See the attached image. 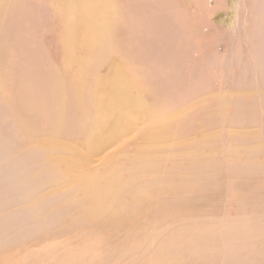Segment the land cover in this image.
<instances>
[{
  "label": "bare ground",
  "instance_id": "1",
  "mask_svg": "<svg viewBox=\"0 0 264 264\" xmlns=\"http://www.w3.org/2000/svg\"><path fill=\"white\" fill-rule=\"evenodd\" d=\"M164 1L125 0V7L117 0H5L0 5V123L7 128L0 135V243L61 225L83 231L104 225L134 232L122 251L130 264H214L215 257L235 262L243 258L238 249H250L251 255L256 245L263 247L264 199L258 202L262 213L224 215L220 222L190 211L207 195L229 189L219 179L239 181L243 195L237 193L233 201L241 207L244 192L254 194L264 186V131L258 137L260 125L264 128V117L263 125L258 120L264 112V0H242L254 11L244 38L250 63L235 64L238 77L219 91L210 89L201 67L191 64L188 79L182 76V46L194 34L185 31V20L180 23L184 9ZM158 19L165 21L169 39L155 30L164 23ZM119 28L141 42L147 55L120 46ZM39 29L52 30L51 53L36 40ZM159 41L166 42L163 52ZM71 55L80 59L76 66ZM226 55L211 59L233 65ZM17 74L29 78L13 90ZM22 111L35 115L45 129ZM215 118H221L220 128L212 124ZM191 129L200 137L190 138ZM17 139L22 142L15 148ZM93 157L100 163L90 170L86 159ZM251 176L262 182L248 190L243 180ZM33 185L39 191L30 200Z\"/></svg>",
  "mask_w": 264,
  "mask_h": 264
},
{
  "label": "rangeland",
  "instance_id": "2",
  "mask_svg": "<svg viewBox=\"0 0 264 264\" xmlns=\"http://www.w3.org/2000/svg\"><path fill=\"white\" fill-rule=\"evenodd\" d=\"M4 1L5 0H0V5ZM117 1L120 3V5L122 7H125V5H123L126 3L125 0H117ZM174 1H176V2H174ZM174 1H170V2L168 1L167 2V0H165L164 3L167 2V3H169V6L170 5L176 6L178 9H181V10L184 9L182 16H183V18L184 17L185 18L184 19L182 18L183 20H180V23L182 24V22L185 20L183 22V25L185 26L184 27L185 31L186 32L190 31V32H193L192 35L194 34L193 38L190 41L187 40V42L184 43L182 46V49L184 50V53H183L184 55L182 56L181 62H183V61L185 62V64L183 62V65L179 67L182 69L181 70L182 76H185V78L188 79L189 75H187V72H189V70L186 67L191 65V64L196 65L198 68L201 67L200 70L202 71V74L205 73L204 74L205 78H208V79H204V80L206 82H208L210 89H212L214 91H219V89H228V86L233 82L234 79H236L238 77L237 76V67H246L247 62L250 63L249 60L247 59V57H248L247 52H246V48H247L246 46L247 45H246V42H244V38H245V32L246 31H247V33L250 32L249 31L250 30L249 29L250 28V21L252 20V19L250 20V18L253 17L252 13H254V11L252 12L251 8L247 5H245L242 2V0H202V1L197 0L198 2L196 0H193V1L192 0H178V1L174 0ZM180 1H183V3H181ZM199 2H201V5ZM192 3L194 4V6ZM195 5H198L197 8L199 10L198 11L199 13L194 9ZM172 6H170V7H172ZM184 6L187 8H185ZM190 6H192V7H190ZM207 6L209 8H207ZM263 6H264V4H263ZM201 8H203L202 11L200 10ZM190 9L191 10L193 9V10L191 11ZM247 9H248V11H247ZM263 9H264V7H263ZM204 13H205V15H203ZM138 17H140V15ZM204 18H206V19H204ZM139 20L142 21V18ZM158 20L164 22V23H157L156 24L155 30H157V33L160 32V33H158V34H160L159 37L165 38L167 36L168 38L166 37L165 39H169V36L166 34L168 28L165 25V21L162 19H158ZM186 21H187V23H186ZM188 22H190V24ZM202 27L204 29L203 31H202ZM192 29L195 31H193ZM51 31L52 30L49 29V32H47V31L41 32L39 29L37 31L39 36H37V33H36V36H37L36 40L39 41V45L42 46L43 48H45L47 50V52H50V53L53 51V47H54V45L52 44V42L50 40L51 34H52ZM118 32H119L118 40H119L120 46L124 47L125 50H127L128 52L131 51L132 54L138 53L139 56L147 55L146 48L144 47V49H141L142 48L141 42H137L134 39H130L127 36L126 31L122 28H119ZM195 32H196V34H195ZM187 34L189 36V33H187ZM38 38H40V39H38ZM198 39H200V40H198ZM155 42H157V40ZM40 43H44V45L43 44L41 45ZM168 44H171L170 41H168ZM155 46H156V49L158 48V50H160L159 47H163V49L159 51V52H163V51H165L164 49L166 47V42L159 41L158 42L159 47L157 45H155ZM185 46H186V48H185ZM134 47H136V48H134ZM195 47H196V49H195ZM185 50H187V51H185ZM241 50H242V52L243 51L244 52L242 53ZM173 51L176 52L174 49H173ZM237 51H239V52H237ZM239 53H241L242 55ZM225 54H227L226 55L227 58L228 57L233 58L232 59L233 65H228V66L224 65V62H222V61L218 62V60H220V59H218L216 61L212 60V59L216 58L218 55H220L219 57L221 59H223V56ZM236 55H239V56H236ZM241 57H243V58H241ZM244 59H245V61H244ZM79 60H80L79 58L74 59V57L71 55L70 64L72 66H76V63ZM238 61L240 63H238ZM243 61H244V63H243ZM200 62H201V64H200ZM214 63H215V65L213 66ZM241 63H243V64H241ZM235 64L237 65V67ZM210 66H212L213 68ZM230 66H232V67H230ZM224 67H226V69H224ZM220 69H222V70H220ZM115 70L116 69L114 68V69L110 70V72L111 73L116 72ZM225 70H227V72H225ZM203 71H205V72H203ZM36 72H37V74H39L38 67H37ZM235 73H236V75H235ZM106 74L109 75V70H106ZM234 75L236 77L233 78ZM247 77H249V78H247L248 82L249 81L251 82L252 81L251 75L247 74ZM16 78H18V79H16ZM28 78H29L28 76H24V75L19 76L17 74L16 76H14V79H16V80L14 83H12L11 87H14L13 90H16V88H22V82L25 80H28ZM128 80L130 81V79H128ZM226 83H228L229 85ZM0 92H2L1 88H0ZM257 109L261 110L260 106H258V107L256 106V110ZM230 111L233 112L234 109L232 108ZM21 113H22V115L27 116V118H28L27 120L30 119L29 122L33 121L35 124H37L39 126L40 130L45 129L44 124L35 115L29 114L25 111H22ZM260 113H261L260 115H259V113H257L259 115L258 120H259V124H262L261 121L264 117L263 110L260 111ZM193 115L190 114V117L193 120H195L196 123L198 121H199V123L203 122V120L201 121V118L199 116L196 115V117H195ZM1 118H2V113H0V120H1ZM219 120L220 121H218L217 118H215L213 120L212 124L214 126H217L218 128H220L221 118H219ZM211 121H212V119H211ZM211 121H210V123H211ZM214 121H216L217 124H214ZM204 127L208 128L205 124H204ZM259 128L261 131L260 132L261 135H258V137L260 136V138L262 139V136H263L262 132L264 131V128L261 127V125ZM218 131H219V129H212L211 132L217 133ZM0 133H1L0 134L1 136H2V134H7V128H6L5 124L2 125L0 123ZM187 135L190 138H193V137L199 138L200 137L199 133H197V131H192V129L187 133ZM222 137L224 138V135H222ZM62 139H64V138H62ZM21 142H22V140H20V139L15 140L13 142V147L17 148L21 144ZM219 158H220V156H219ZM219 158L217 156V159H219ZM86 160L88 161V167L90 170L96 169L98 167V164L100 163L98 161V158H94V157L93 158H87ZM34 163H36V162H31L30 166H32ZM243 181L245 182L248 190H251L250 188H252V187L256 188L257 185L260 184L259 182H262L259 178L252 177V176L249 178H246V180H243ZM219 182H220V184H222V186H225V183H226V185H228V183H229L231 186L229 187L228 190H227V188H228V186H227L226 188H224L225 190L223 189L222 191H220L217 194L207 195L208 196V197L206 196L207 199L202 200L201 201L202 203L197 202L196 204H198V205L193 207L192 208L193 210L191 209V211H190L191 215H193L195 213V214H197V216L199 215V216H202L203 218L207 217L208 215L211 216L212 218L218 217L219 222H220L223 219L224 215L236 216L237 214L242 213V214H245V216H247L255 210L259 213L263 212V211H261V209L258 208V206H259L258 202H260L261 199H264V186H261L262 188L258 189V191L256 190V192L254 194H250L249 192H247V193L244 192L245 195L246 194H248V195L243 200V201H245V203L242 204V207H241V205L237 206V204L234 203L235 199L238 197L237 193H240V194L242 193L241 189H238L236 187V186H239L238 185L239 183L236 184V182H239V181H228L227 182L226 180L223 181V179H219L217 181V183L219 184ZM223 182H225V183H223ZM232 182H235V183L233 184ZM47 186H49V184L48 185H41L39 188L40 189L43 187L46 188ZM33 187H34L35 193L32 194L30 192V194H29L30 196L28 197V199H30V200L35 199V197L33 199V195L36 194V192L38 190L37 188H35L34 185H33ZM47 192H49V189H47L45 191L46 196H47ZM242 195H243V193H242ZM232 196H235V197L232 198ZM246 201L248 203H250L251 205L250 206L247 205ZM254 201H257V203ZM245 209H247V210H245ZM252 209H254V210H252ZM180 211L181 210L177 209V211H174V212H180ZM192 217H194V216H192ZM142 218H144V217L141 216V220H143ZM244 220H246V218ZM139 221H140V219H139ZM70 226H67V225L62 226L61 225V226H57V227H55L49 231L43 230L44 232L41 230H38V231L36 230V232L33 231L34 235L33 234L31 235L30 233H32V232H29L28 234L24 235V237H22V238L21 237L20 238H7V240L12 242L11 244L9 241L3 240L2 243L4 244V246L2 243H0V246H1L0 250L2 251V252L0 251V253H2L3 255L6 253L9 255L6 256V254H5V257L0 255V257L1 256L3 257L0 259L1 260L0 262H2V264H4L5 262H6L5 264H9L10 262H11L10 264H41V263L42 264H130V261L122 258V251H123V247L126 244V242L130 240L129 238L134 239L132 237V233H134V232H127V231L120 232L121 229L111 230L109 226H108L109 228L103 227L104 225L102 227H98L96 225H93L91 227L89 226V227H86V230H84V231H83L84 227H82V226L81 227L78 225H73V226L70 225ZM66 227H68V228L66 229ZM76 229H77V231H76ZM29 235L31 236V238L27 239L26 237H29ZM260 240L264 241V239H260ZM15 241H18V242H15ZM253 241L256 243L255 239H253ZM28 242H30V243H28ZM6 246H7V248H4ZM262 246L263 247H261V249H259V248L256 249L257 247H259L258 245H256L255 248L252 249V251H253V252H251V253H253V254H251L252 256L249 255L250 249H248V251H246L247 249H245V248L238 249L236 251V254H238L239 257H243L242 260L237 259L235 262L233 260H230V261L228 260V261L223 262L220 260L216 261V257H215L213 263L214 264H221V263L223 264V263L227 262L226 264H241L244 260H247L249 262H250V260H252V264H264V244H262ZM86 247L88 249H85ZM22 248H23V250H22ZM26 248H28L29 250L27 249V251H26ZM7 251H9V252H7ZM35 252H36V254H33ZM27 253H28V255H27ZM247 255L250 256V260H249V258H246ZM16 256H20V257H16ZM38 256H40V257H38ZM76 256L79 259H80L79 256H83V258L80 260H77V261H73L74 259H76ZM85 257H86V259H85ZM252 257H254V259H252ZM36 258H38V259L36 260ZM5 259H6V261H5ZM2 260H4L5 262H3Z\"/></svg>",
  "mask_w": 264,
  "mask_h": 264
}]
</instances>
